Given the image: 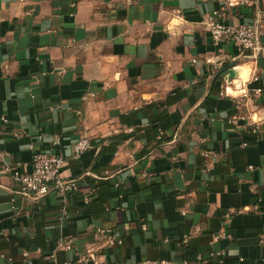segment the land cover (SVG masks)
Instances as JSON below:
<instances>
[{
	"label": "crops",
	"instance_id": "obj_1",
	"mask_svg": "<svg viewBox=\"0 0 264 264\" xmlns=\"http://www.w3.org/2000/svg\"><path fill=\"white\" fill-rule=\"evenodd\" d=\"M217 10L250 23L264 0H0V264H264V38L216 44ZM36 152L78 189L19 193L4 167Z\"/></svg>",
	"mask_w": 264,
	"mask_h": 264
},
{
	"label": "built area",
	"instance_id": "obj_2",
	"mask_svg": "<svg viewBox=\"0 0 264 264\" xmlns=\"http://www.w3.org/2000/svg\"><path fill=\"white\" fill-rule=\"evenodd\" d=\"M208 30L216 44L221 42H228L240 46L243 53L247 57H255L263 50L262 40L264 38V13H260L250 23H230L220 10L215 11L205 21ZM240 66H234V68ZM244 80V78H242ZM253 79H258L255 73ZM245 81V80H244ZM229 84L225 87L222 94H231L229 91ZM261 89H255L259 93ZM234 124H238L237 117L230 120ZM252 123L257 125L258 122L252 119ZM256 130L258 127H255ZM15 136H18L16 133ZM247 142L242 146H246ZM94 147L92 141L87 134H84L74 145V157L79 158L82 154ZM67 158L60 153L54 152H36L32 159V170L30 172H22L13 170L6 165L4 170L12 173L19 186V193L23 196L30 197L36 200L43 198L51 192L66 196L69 192L78 189L79 185L76 180H66L63 176V170L66 165ZM142 227H148L146 222H142ZM96 237L105 238L106 245L122 244L123 240L112 229L98 228ZM260 242L264 244V236ZM60 248L71 249L72 244L70 241L61 240L58 245ZM211 256L218 255V261L224 262V252H210ZM25 256L28 253L25 252ZM54 254L51 255L53 257ZM85 260H92L94 264H100L95 254L91 251L86 256ZM206 259L199 255L196 264H206ZM158 262L154 261L153 264ZM185 264H188L185 262Z\"/></svg>",
	"mask_w": 264,
	"mask_h": 264
},
{
	"label": "rangeland",
	"instance_id": "obj_3",
	"mask_svg": "<svg viewBox=\"0 0 264 264\" xmlns=\"http://www.w3.org/2000/svg\"><path fill=\"white\" fill-rule=\"evenodd\" d=\"M240 77L246 80L249 77V69H239L236 79Z\"/></svg>",
	"mask_w": 264,
	"mask_h": 264
},
{
	"label": "water",
	"instance_id": "obj_4",
	"mask_svg": "<svg viewBox=\"0 0 264 264\" xmlns=\"http://www.w3.org/2000/svg\"><path fill=\"white\" fill-rule=\"evenodd\" d=\"M233 65H234V64H232L231 66L233 67ZM232 67L229 68L228 75L226 76V79H227L228 82L231 81V78H229V76L232 75V72H233V68H232ZM233 78H235V77H233Z\"/></svg>",
	"mask_w": 264,
	"mask_h": 264
},
{
	"label": "bare ground",
	"instance_id": "obj_5",
	"mask_svg": "<svg viewBox=\"0 0 264 264\" xmlns=\"http://www.w3.org/2000/svg\"><path fill=\"white\" fill-rule=\"evenodd\" d=\"M238 69H239V68H237V67H236V68H233L232 75H230L229 78H231V77H232V78H233V77L236 78V77H237V74H238Z\"/></svg>",
	"mask_w": 264,
	"mask_h": 264
},
{
	"label": "trees",
	"instance_id": "obj_6",
	"mask_svg": "<svg viewBox=\"0 0 264 264\" xmlns=\"http://www.w3.org/2000/svg\"><path fill=\"white\" fill-rule=\"evenodd\" d=\"M177 98H173L172 100H176Z\"/></svg>",
	"mask_w": 264,
	"mask_h": 264
}]
</instances>
